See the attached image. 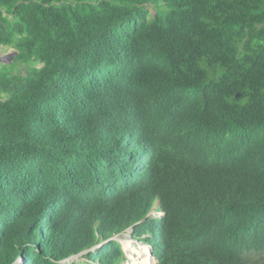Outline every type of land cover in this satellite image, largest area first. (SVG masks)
Returning <instances> with one entry per match:
<instances>
[{
	"label": "trees",
	"instance_id": "trees-1",
	"mask_svg": "<svg viewBox=\"0 0 264 264\" xmlns=\"http://www.w3.org/2000/svg\"><path fill=\"white\" fill-rule=\"evenodd\" d=\"M5 48L0 264H125L129 230L264 264V0H0Z\"/></svg>",
	"mask_w": 264,
	"mask_h": 264
},
{
	"label": "rangeland",
	"instance_id": "rangeland-1",
	"mask_svg": "<svg viewBox=\"0 0 264 264\" xmlns=\"http://www.w3.org/2000/svg\"><path fill=\"white\" fill-rule=\"evenodd\" d=\"M14 56H15V52L12 49L5 48L0 50L1 63H11L13 61ZM130 233L131 230L127 231L121 236L116 237L118 240H120L123 243V247L127 255V261L125 264H156L155 257H153L151 254L152 250L147 246V244L134 240L131 237ZM146 249H147V253H144L143 250L145 251ZM88 253L89 250L83 251L79 253L77 256L71 258L69 262L71 264H73V262L75 263L77 262V264H81L83 260L87 259L84 258L83 256L87 255Z\"/></svg>",
	"mask_w": 264,
	"mask_h": 264
},
{
	"label": "clouds",
	"instance_id": "clouds-1",
	"mask_svg": "<svg viewBox=\"0 0 264 264\" xmlns=\"http://www.w3.org/2000/svg\"><path fill=\"white\" fill-rule=\"evenodd\" d=\"M138 242H139V241H138ZM147 246L152 250V252H151V254L153 253L152 256L155 257V256H154L153 249H152L149 245H147ZM155 260H156V259H155ZM156 264H157V260H156Z\"/></svg>",
	"mask_w": 264,
	"mask_h": 264
},
{
	"label": "bare ground",
	"instance_id": "bare-ground-1",
	"mask_svg": "<svg viewBox=\"0 0 264 264\" xmlns=\"http://www.w3.org/2000/svg\"><path fill=\"white\" fill-rule=\"evenodd\" d=\"M143 249H144V248H143ZM143 252H144V253H147V249H146L145 251L143 250ZM147 260H148V259H147Z\"/></svg>",
	"mask_w": 264,
	"mask_h": 264
},
{
	"label": "water",
	"instance_id": "water-1",
	"mask_svg": "<svg viewBox=\"0 0 264 264\" xmlns=\"http://www.w3.org/2000/svg\"><path fill=\"white\" fill-rule=\"evenodd\" d=\"M153 254V253H152Z\"/></svg>",
	"mask_w": 264,
	"mask_h": 264
}]
</instances>
